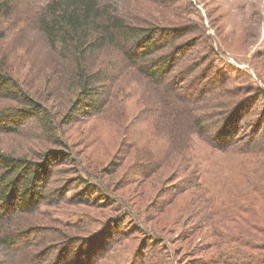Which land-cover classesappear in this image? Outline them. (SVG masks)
Returning <instances> with one entry per match:
<instances>
[{
	"label": "trees",
	"instance_id": "obj_1",
	"mask_svg": "<svg viewBox=\"0 0 264 264\" xmlns=\"http://www.w3.org/2000/svg\"><path fill=\"white\" fill-rule=\"evenodd\" d=\"M11 30L24 34L33 31L41 36L48 46V54L56 69L52 68L51 73L44 75L43 79L38 78L36 82L27 78L28 70L22 71L20 66L17 67L15 50L20 37L11 33ZM172 32L174 31L167 27L131 22L120 15L112 4L100 0H0V134L20 133L24 138L39 139L47 143L46 145L54 144L64 148L58 149L59 152H42L39 155L40 160H35L29 156L30 150L35 148L29 147L24 152H17L15 149L0 147V264H10L5 254L14 253L19 248L24 242L25 232L41 230L37 224L43 221L39 217L36 219L37 215H47L51 220L74 229L90 226L87 225V219L81 217L82 212L74 216L73 221L65 222L55 219L47 209L43 211L42 207L49 209L53 204H81L95 200L98 196L103 199L116 198L117 195L110 193L108 182L92 171L96 165L99 166L97 161L92 162L93 158L90 157L89 166L88 163L86 166L79 154L70 151L74 146L70 143L65 127L92 119L123 124L124 121H119L120 118L117 117L118 111L127 119L125 101L135 95L141 98L142 88L147 84L153 90L156 88L154 92L157 97L151 105L154 103L156 106L159 103L158 109L154 107L149 113L152 117L149 118L148 115V118L140 121L139 124L143 126L136 134L133 127L128 128L127 125L118 145L120 154L134 151L140 158L148 154L156 158L152 164L148 163L155 170L161 166V156L177 151L190 153L188 146L193 135L198 136L213 151H224L236 159L232 167L235 174L230 179L232 189L229 187L218 191L213 183L204 182L205 175L198 174L196 178L198 191L212 216L234 219L251 212L254 208L243 199L246 195H254L264 204V137H249V140L244 141L243 137L234 134L227 137L226 133L216 132L215 135L221 134L220 139L207 135L211 130L207 127V122L210 124L225 116L224 122L219 123L222 124L221 127L226 125L227 119L239 124L243 119L242 110H249L251 103L254 104L261 97L264 99V77L256 70L255 75L261 82L255 84L247 79L248 82L244 81L233 87L230 77H223L217 72L218 85L208 90L204 99L186 101L164 86H159L158 81L172 70L177 77L180 72L184 73L186 69L182 71L178 65L187 62L185 66L188 67L189 62L194 61L202 64L206 56L212 55L215 58L218 53L213 46L211 48L208 45L201 46L200 49L197 47L193 52L186 51L184 45L180 44L182 42L178 44L177 39L166 38ZM198 33L203 35V30L198 29ZM102 59L107 60V67L104 69L106 71L99 68ZM246 72L252 78L248 69ZM134 73L148 75L144 85L140 84L141 89L134 83L137 81L132 77ZM168 86L171 87L172 83ZM60 91H64L62 95L58 94ZM71 94L74 96L70 98ZM48 101L52 102L47 104ZM68 103V107L72 108L58 115L61 108ZM259 109L262 112L260 118L255 117L256 124L264 118V103ZM144 112L146 111H141L139 115ZM154 120L165 122L157 129L153 125ZM186 120L191 127L187 133L182 130L186 126ZM151 128L156 130L151 132ZM90 131L93 130H81L83 147H96L101 140L99 131ZM89 133L94 136L90 137ZM160 135L163 139L157 144L153 137L159 138ZM64 162L72 166L76 173V182L81 188H70L67 182L64 187L54 183L49 188L51 174L59 171L57 168L56 171L52 170L53 167ZM143 166L144 164L137 167ZM71 210L74 209L69 211ZM129 218L137 224L142 222L137 212L132 214L129 211V215L126 212L120 215L121 224ZM250 221L248 223L253 226L248 225L250 228L247 232L228 233L217 228V239L214 243L228 245L229 249L220 251L228 252L236 261L240 260L238 264H264V254L255 256V253L247 252L248 249H264L263 238L254 231L260 229V232H264V225ZM140 226L146 229L145 226ZM120 231L122 230L118 229L119 233ZM147 232L151 234V230ZM56 234L62 235L61 231L50 235ZM147 238L152 239L153 243L146 242L139 250L147 247L154 254L148 256L146 264H154L149 263L153 261L154 255L161 263L164 261V246L158 245L160 241L155 237ZM74 245L70 244L68 250L61 251V254L65 252L66 259L71 262L73 261L69 253L74 251ZM77 247L75 257L81 259L88 255V251L82 246ZM110 250V245H104L100 257L104 253H110ZM39 257L40 255L37 256ZM98 258L99 256L86 264H102ZM135 260L130 258L127 264H136ZM31 263L34 264V261Z\"/></svg>",
	"mask_w": 264,
	"mask_h": 264
},
{
	"label": "rangeland",
	"instance_id": "obj_2",
	"mask_svg": "<svg viewBox=\"0 0 264 264\" xmlns=\"http://www.w3.org/2000/svg\"><path fill=\"white\" fill-rule=\"evenodd\" d=\"M100 1L112 4L120 15L136 24H150L173 30L174 32L167 34L166 38L177 39L178 44L182 42L180 44L184 45L186 51L193 52L197 47L200 49L201 46L207 45L211 48L214 47L218 53L215 58L204 52L208 56L202 62L203 65L198 64L197 61H188V67L185 66L187 62L177 66H180L182 71L186 69L184 73L180 72L177 77L172 70L165 78L158 81L159 86H164L186 101L204 99L208 90H212L218 85L217 72L223 77H230V84L233 87L238 83L248 82V80L255 84L261 82L255 75L256 70L264 77V0ZM198 29L203 30V35L198 33ZM12 30L11 33L20 37L15 50L17 67L20 66L22 71L28 70L27 78L36 82L38 78L43 79V76L49 73L52 68L56 69L52 65L50 54H48V46L41 36L36 35L33 31L24 34V32ZM106 62V59H102L99 64L102 71H106L104 70L107 67ZM246 69L252 78L247 74ZM243 74H246L247 77H240ZM132 77L137 80L134 82L136 86L140 87V84L144 85L143 82L147 81L148 75L134 73ZM169 83H172L171 87L168 86ZM146 86L140 87L143 92L141 98L135 95L125 101L127 119L118 111L117 117L120 118L119 121H124L123 124L118 125V123L104 119H92L65 127L70 143H73L74 146L70 151L73 150L79 154L86 166L87 163L89 166L90 157L93 158L92 162L93 160L97 161L99 166L96 165V171L91 170L101 176L102 180L108 182L110 193L117 195L116 198L103 199L98 196L95 200L92 199L81 204H53L49 206V209L45 206L42 207L43 211L47 209L55 219H62L65 222L73 221L74 216H78L82 212L81 217L87 219V225L90 226L74 229L63 226L60 222L52 219L55 221L53 222L47 215L45 217L37 215L36 219L39 217L43 221L37 224L41 230L30 233L24 231L26 236L19 248L11 254L6 251L5 258L9 260L10 264H33L32 261L34 264H86L87 261L93 262L98 256V261L100 260L102 264H127L130 258L136 259V264H146L148 256L151 257L154 253L147 247L139 249L140 246L146 245V242H152V239L147 238L148 236L155 237L160 241L158 245L164 246V261L159 263L154 255L153 261L149 263L238 264L240 262V260L236 261L228 252L220 251V249H229L228 245L222 242L214 243L217 239L216 229L219 228L228 233L247 232V229L253 226L248 223L250 220L256 221H250V223L264 225L263 202L254 195L251 197L246 195L243 199L254 208L251 212L234 219L227 216L225 218L213 217L196 184V178L198 174H201L205 175L204 182L206 184L213 183L215 185V190L219 191V189L229 187L232 189L233 185H231L230 179L235 174L232 167L236 160L233 155L224 151H213L206 141L198 136L194 137V135L188 146L190 153L177 151L170 152L163 157L160 155L159 164L161 166L159 169L150 168L148 163L153 162L156 158L150 157L148 154L142 155V158L134 151L120 154L118 145L123 131L127 130V125L128 128L133 127V132L136 134L138 129L141 130L140 127L143 126V124H139L140 121L148 118V115L149 118L152 117L149 113L154 107L158 109L159 103L156 106L154 103L151 105L154 98L157 97L154 92L156 88L153 90L150 84ZM63 92L60 91L58 94L62 95ZM73 96L74 94H71L70 98ZM51 102L48 101L47 104ZM263 103L264 99L261 97L254 104L249 105V110H242L243 119L239 124L227 119L226 125L223 124L221 127L222 124L219 123L224 122L225 116L218 120L215 119L218 124L217 121L210 124L207 122V127L211 129L207 135L220 139L222 133H226L227 137L234 134V136L243 137L244 141L249 140V137L250 139L264 137V118L259 124L255 122V117H261L262 110L259 107ZM69 105L68 103L67 106L62 107L58 115L70 110L72 107H68ZM141 111L146 112L139 115ZM133 118L135 119L131 120ZM128 120H131L132 123ZM164 122V120H154L153 125L158 129ZM185 125L182 130L187 133L191 128L190 122L186 120ZM82 129L93 130L90 132L96 133L99 131L102 143L99 142L96 147H83L80 137ZM153 130L156 128L150 129L151 132ZM216 132L221 134L215 135ZM89 136L94 135L89 133ZM153 139L158 144L163 136L160 135L159 138L154 136ZM46 144L39 139L24 138L20 133L0 134L2 149L11 148L17 152H24L29 147L35 148L29 153L30 158L35 160H40L39 155L42 152L64 150L62 146ZM163 145L168 147L167 144ZM154 149L157 150V147ZM143 164L142 168L137 167ZM55 169L59 171L51 174L49 188L53 187L54 183H57L59 187H64L66 182L70 188H81L76 182V173L68 162L55 165L52 170L56 171ZM70 209L74 210L69 211ZM129 211L132 214L137 212L140 215L142 222L138 223L145 226L146 229L130 218L121 224L120 215L125 212L129 215ZM245 223L247 224L245 225ZM118 229L122 230L121 233L118 232ZM147 230H151V234ZM259 230L254 229L264 240V232ZM57 231H61L62 235H50ZM73 243L75 249L69 253L73 261L71 262L66 259L65 252L61 254V251L68 250V245ZM78 245L88 251V255L81 259L75 257ZM104 245H110L112 250L100 257ZM71 248L73 249V247ZM247 252L255 253L256 255H254L257 256L259 253L264 254V249H248ZM39 255L40 257L37 258ZM254 259L256 258L254 257Z\"/></svg>",
	"mask_w": 264,
	"mask_h": 264
}]
</instances>
